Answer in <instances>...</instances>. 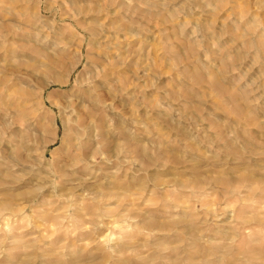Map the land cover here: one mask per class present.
Segmentation results:
<instances>
[{"label":"rangeland","instance_id":"1","mask_svg":"<svg viewBox=\"0 0 264 264\" xmlns=\"http://www.w3.org/2000/svg\"><path fill=\"white\" fill-rule=\"evenodd\" d=\"M0 264H264V0H0Z\"/></svg>","mask_w":264,"mask_h":264},{"label":"bare ground","instance_id":"2","mask_svg":"<svg viewBox=\"0 0 264 264\" xmlns=\"http://www.w3.org/2000/svg\"><path fill=\"white\" fill-rule=\"evenodd\" d=\"M96 106V105H95ZM76 120V119H75Z\"/></svg>","mask_w":264,"mask_h":264}]
</instances>
